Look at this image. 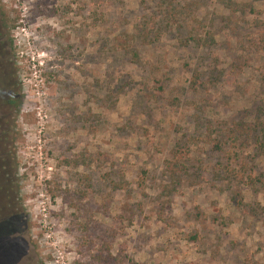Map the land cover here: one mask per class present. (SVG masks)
Listing matches in <instances>:
<instances>
[{
  "label": "rangeland",
  "instance_id": "rangeland-1",
  "mask_svg": "<svg viewBox=\"0 0 264 264\" xmlns=\"http://www.w3.org/2000/svg\"><path fill=\"white\" fill-rule=\"evenodd\" d=\"M1 1L0 264H264V0Z\"/></svg>",
  "mask_w": 264,
  "mask_h": 264
},
{
  "label": "flooded vegetation",
  "instance_id": "flooded-vegetation-1",
  "mask_svg": "<svg viewBox=\"0 0 264 264\" xmlns=\"http://www.w3.org/2000/svg\"><path fill=\"white\" fill-rule=\"evenodd\" d=\"M6 37V11L0 0V227H4L8 238L21 248L17 238L12 236L18 230L14 225L19 220L21 209L16 176L9 167L11 153L6 141V135L14 128L20 86Z\"/></svg>",
  "mask_w": 264,
  "mask_h": 264
},
{
  "label": "trees",
  "instance_id": "trees-1",
  "mask_svg": "<svg viewBox=\"0 0 264 264\" xmlns=\"http://www.w3.org/2000/svg\"><path fill=\"white\" fill-rule=\"evenodd\" d=\"M232 134H233V131L230 132V136H232ZM191 239L194 240L195 239V235H192Z\"/></svg>",
  "mask_w": 264,
  "mask_h": 264
}]
</instances>
